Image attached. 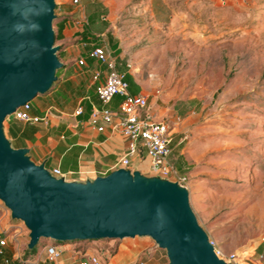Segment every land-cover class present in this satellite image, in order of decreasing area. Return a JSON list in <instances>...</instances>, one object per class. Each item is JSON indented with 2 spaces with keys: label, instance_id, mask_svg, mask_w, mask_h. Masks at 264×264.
Wrapping results in <instances>:
<instances>
[{
  "label": "rangeland",
  "instance_id": "374dc122",
  "mask_svg": "<svg viewBox=\"0 0 264 264\" xmlns=\"http://www.w3.org/2000/svg\"><path fill=\"white\" fill-rule=\"evenodd\" d=\"M175 4V13L157 19L150 0L111 3L112 28L134 75L174 116L198 223L224 254L255 263L264 256V0ZM49 242L40 240L38 250ZM71 243L102 264L121 244L168 264L146 236Z\"/></svg>",
  "mask_w": 264,
  "mask_h": 264
},
{
  "label": "water",
  "instance_id": "95a60500",
  "mask_svg": "<svg viewBox=\"0 0 264 264\" xmlns=\"http://www.w3.org/2000/svg\"><path fill=\"white\" fill-rule=\"evenodd\" d=\"M55 9V0H0V201L27 229V248L42 239L146 236L166 251L168 264H230L215 254L177 181L124 167L68 180L35 163L28 148L12 146L6 117L48 93L63 67Z\"/></svg>",
  "mask_w": 264,
  "mask_h": 264
},
{
  "label": "crops",
  "instance_id": "0c3cea01",
  "mask_svg": "<svg viewBox=\"0 0 264 264\" xmlns=\"http://www.w3.org/2000/svg\"><path fill=\"white\" fill-rule=\"evenodd\" d=\"M126 0H79L75 5L72 0H55L57 15L54 29L56 43L61 46L59 53L62 69L57 73L58 80L46 94L37 96L30 102L29 114L41 118L37 122L22 121L13 116L6 117L4 132L15 148H28L30 158L35 163H44L49 170L58 168L68 180H85L98 175H106L116 168L120 157L127 148V138L117 131L106 127L98 130L90 123L93 107H100L95 88L104 81L106 67L90 55L94 47L102 46L115 64V69L128 76V90L131 94H143L148 98V109L157 120L167 121L170 133V160L178 163L182 169V138L179 135L174 116L163 106H159L156 95H150L145 85L134 75L126 57L122 41L112 28L109 7L111 3ZM153 14L157 19H164L169 12L175 13L176 1L150 0ZM200 2H218L219 0H185ZM83 63L80 64L79 60ZM101 74L93 78L95 71ZM121 97L115 95L108 107L117 110ZM81 112L77 113V109ZM171 125V126H170ZM130 169L150 175L149 162L145 149L131 159ZM10 213L0 201V238L6 239L0 245V264H79L82 257L95 252L75 249L71 242H49L60 250V256L54 261L46 259L45 251L39 257L27 253L28 231L21 222L12 223ZM122 245L124 247H122ZM41 248V250H42ZM132 248V249H131ZM123 249L121 256L118 254ZM141 250L131 245L121 244L119 250L111 255L115 264L136 262ZM99 256V255H98ZM150 260V257L146 259ZM247 262V261H246ZM155 264H167L157 258ZM105 264V263H104ZM255 264H264V256Z\"/></svg>",
  "mask_w": 264,
  "mask_h": 264
},
{
  "label": "built area",
  "instance_id": "2783aa9c",
  "mask_svg": "<svg viewBox=\"0 0 264 264\" xmlns=\"http://www.w3.org/2000/svg\"><path fill=\"white\" fill-rule=\"evenodd\" d=\"M72 3L77 5L79 0H72ZM90 55L96 58L106 67L104 81L97 84L95 92L100 107H93L90 114V123L95 125L98 130H104L109 127L113 131L119 132L127 138V148L124 154L120 157L117 167L128 168L131 159L139 153L141 147L145 149V154L149 162V170L151 175H160L172 181H177L182 186H185L187 177L180 173L170 160V133L167 121L157 120L152 112L148 109V98L143 94L133 95L128 90V82L125 75L119 73L115 69L113 59L108 56L102 46H97L92 49ZM80 64L83 60H79ZM101 74L100 70L95 71L93 78L97 79ZM115 95H119L122 99L117 110H112L108 104ZM30 100L17 107L10 116H13L22 121L37 122L41 118L31 116L29 114ZM77 113L81 112L78 108ZM55 176L61 175L58 168L50 170ZM4 206V205H3ZM5 207V206H4ZM5 209H7L5 207ZM8 210V209H7ZM9 211V210H8ZM214 247L215 254L230 264H255L253 262L246 263L242 253L231 252L224 254L216 247L214 242L210 240ZM6 244L5 238H0V245ZM45 251L46 259L54 261L60 256V250L53 243L46 244L39 251V257ZM79 264H102L101 258L97 254H90L82 257ZM107 264H110L108 262ZM115 264V263H113ZM135 264H147L145 258H138Z\"/></svg>",
  "mask_w": 264,
  "mask_h": 264
},
{
  "label": "trees",
  "instance_id": "16d2710c",
  "mask_svg": "<svg viewBox=\"0 0 264 264\" xmlns=\"http://www.w3.org/2000/svg\"><path fill=\"white\" fill-rule=\"evenodd\" d=\"M55 36H56V39H57V34H55ZM58 72H59V70L57 71V73ZM177 169H178L179 172H183V169L181 168V166H178ZM38 249H39V245H37V246H35V247L31 248V249L25 248V251L27 253L35 254L38 251ZM140 258H144V257H140ZM133 264H135V263H133ZM147 264H155V263L154 262H151V259H150V260L147 261Z\"/></svg>",
  "mask_w": 264,
  "mask_h": 264
}]
</instances>
